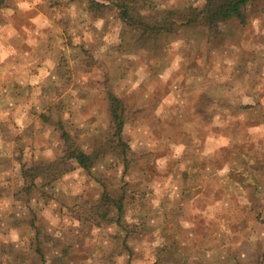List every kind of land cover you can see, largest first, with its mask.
<instances>
[{"label": "clouds", "instance_id": "clouds-1", "mask_svg": "<svg viewBox=\"0 0 264 264\" xmlns=\"http://www.w3.org/2000/svg\"><path fill=\"white\" fill-rule=\"evenodd\" d=\"M0 264H264V0H0Z\"/></svg>", "mask_w": 264, "mask_h": 264}]
</instances>
